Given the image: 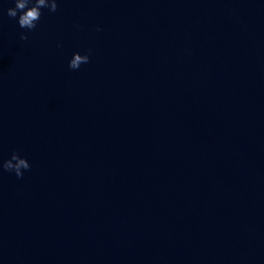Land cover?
I'll use <instances>...</instances> for the list:
<instances>
[{"label":"water","instance_id":"water-1","mask_svg":"<svg viewBox=\"0 0 264 264\" xmlns=\"http://www.w3.org/2000/svg\"><path fill=\"white\" fill-rule=\"evenodd\" d=\"M57 5L0 0V264H264V0Z\"/></svg>","mask_w":264,"mask_h":264},{"label":"clouds","instance_id":"clouds-1","mask_svg":"<svg viewBox=\"0 0 264 264\" xmlns=\"http://www.w3.org/2000/svg\"><path fill=\"white\" fill-rule=\"evenodd\" d=\"M14 7L7 9V15L10 18H18V25L20 28L33 30L37 26V22L41 18V9L47 8L50 12L57 11V0H14ZM99 30V29H97ZM21 40H27L28 36L24 33L20 34ZM91 50L81 55L80 53H73L69 61V68L77 70L82 64L90 62ZM0 167L5 171L14 172L17 178H22L24 170L30 169V164L26 158H23L17 152H13L11 158L3 161Z\"/></svg>","mask_w":264,"mask_h":264}]
</instances>
